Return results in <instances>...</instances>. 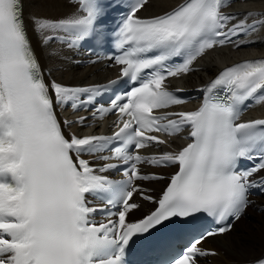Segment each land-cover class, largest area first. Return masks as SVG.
<instances>
[{
  "label": "snow or ice",
  "instance_id": "snow-or-ice-1",
  "mask_svg": "<svg viewBox=\"0 0 264 264\" xmlns=\"http://www.w3.org/2000/svg\"><path fill=\"white\" fill-rule=\"evenodd\" d=\"M74 2L78 9L67 17H32L42 43L56 40L75 48L90 40L97 49L93 63L111 45L120 54L106 58L122 66L121 77L139 85L105 106L97 98L119 80L89 87L46 83L27 35L23 0H0V264H132L128 257L140 241L176 221L185 225L177 235L187 243L147 249L158 253L155 264H198L200 257L216 255L202 243L231 231V221L253 203L254 189L264 193V176L257 175L264 170V119L237 123L246 101L264 103V59L224 68L201 89L206 95L197 110L153 113L186 103L178 95L184 89L165 85L169 77L197 71L194 62L216 47L254 42L233 38L264 28V13L249 11L238 19L239 13L223 11L230 0H184L171 11L142 18L137 13L149 0H131L117 27L109 29L98 23L109 10L104 0ZM92 105L93 119L116 114L119 131L66 137L63 128L87 127V117L61 121L56 107L79 111ZM185 129L184 139L191 140L186 146L140 154L153 144L171 148L170 139ZM108 151L111 155L98 159L118 163L97 167L83 158ZM242 159L259 162L243 169ZM142 164L178 166L158 199L136 181L164 177L142 173ZM116 169L124 180L104 175ZM134 194L157 205L137 220L129 218L141 208ZM89 196L108 210L92 205ZM97 213L107 222L97 221ZM199 213L220 226L193 231ZM254 264H264V258Z\"/></svg>",
  "mask_w": 264,
  "mask_h": 264
},
{
  "label": "bare ground",
  "instance_id": "bare-ground-1",
  "mask_svg": "<svg viewBox=\"0 0 264 264\" xmlns=\"http://www.w3.org/2000/svg\"><path fill=\"white\" fill-rule=\"evenodd\" d=\"M183 0H149V3L142 11V17L147 18L155 15L163 14L177 6ZM77 11V6L68 0H23V17L26 29L34 40V45L40 55V61L44 70L50 72V76L54 81H59L69 85H90L107 82L117 77L118 69L108 68L103 64H95L92 66H80L76 64L79 58H71L69 52L55 54L57 52L50 46L42 45V38L35 33V26L32 17L59 19L67 17ZM227 11L239 13L238 19L249 11L264 13V0H234L227 8ZM258 18V17H257ZM253 18H249L248 23H252ZM236 23V21H232ZM243 41L246 42L239 48L234 46L214 50L200 59L198 66L200 71L190 74L181 80H175L177 88L193 89L200 87L211 80L220 70L250 58L264 56V28L258 32L247 36ZM264 105V104H263ZM260 117H264V114ZM173 145H178L176 138L172 139ZM169 171L160 170L158 173L166 174ZM163 184H150V188H161ZM134 201L138 202L137 196ZM140 212L146 213L151 207L140 202ZM139 211H135L139 213ZM250 212L246 210L245 214ZM261 214V213H259ZM251 215V213H250ZM242 222V218L237 220L231 228V231L224 233L222 237H214L205 242L204 249L214 251L216 255L210 257L209 264H223L224 259L227 264H242L252 261L264 255V227L263 219L259 218L260 225H255V230L249 229L238 238L232 237L235 232V226ZM254 243L249 248L245 243ZM217 257H221L220 261ZM235 260V261H234Z\"/></svg>",
  "mask_w": 264,
  "mask_h": 264
},
{
  "label": "rangeland",
  "instance_id": "rangeland-1",
  "mask_svg": "<svg viewBox=\"0 0 264 264\" xmlns=\"http://www.w3.org/2000/svg\"><path fill=\"white\" fill-rule=\"evenodd\" d=\"M263 114H264V105L260 106L259 117L262 116ZM261 201H262V204L264 205V199H261ZM137 211H139V210H137ZM139 213H141V212L139 211ZM250 213H251V215H250ZM260 213L261 214H259L258 212H255V211L249 212L248 213V217L242 219V222L235 226V232L232 233V237L238 238L237 237L238 235H241L244 232L246 233V231L249 230V229L253 230V228H254V230H255L256 229L255 225H260V226L263 225V227H264V222H262L263 223L262 225L260 224L261 222H258L259 218H262L263 221H264V211H262ZM245 245H247L249 248H252V246H254V243H250L249 242V243H245ZM259 257H257V258H259ZM217 258L220 261L221 257H217ZM222 260H223V264H227L224 259H222ZM231 263H234V262H231ZM231 263H229V264H231Z\"/></svg>",
  "mask_w": 264,
  "mask_h": 264
},
{
  "label": "trees",
  "instance_id": "trees-1",
  "mask_svg": "<svg viewBox=\"0 0 264 264\" xmlns=\"http://www.w3.org/2000/svg\"><path fill=\"white\" fill-rule=\"evenodd\" d=\"M141 214H143V213H141ZM141 214H140V215H141Z\"/></svg>",
  "mask_w": 264,
  "mask_h": 264
}]
</instances>
